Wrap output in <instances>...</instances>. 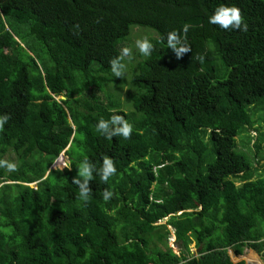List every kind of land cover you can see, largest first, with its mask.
<instances>
[{
  "label": "trees",
  "instance_id": "1",
  "mask_svg": "<svg viewBox=\"0 0 264 264\" xmlns=\"http://www.w3.org/2000/svg\"><path fill=\"white\" fill-rule=\"evenodd\" d=\"M221 5L246 32L210 23ZM185 24L191 51L177 58L166 35ZM136 28L154 48L115 77L109 61ZM4 114L0 160L15 170L0 168V264L264 258V0H0ZM113 115L130 139L97 131ZM62 151L71 168H51ZM104 156L117 173H94L85 203L72 178Z\"/></svg>",
  "mask_w": 264,
  "mask_h": 264
},
{
  "label": "clouds",
  "instance_id": "2",
  "mask_svg": "<svg viewBox=\"0 0 264 264\" xmlns=\"http://www.w3.org/2000/svg\"><path fill=\"white\" fill-rule=\"evenodd\" d=\"M210 23L217 24L221 28L228 29H240L241 31H247L248 25L244 22V18L241 10L235 6H225L221 5L217 7L214 14L209 18ZM190 25H183L182 32L184 36L181 37L180 32L177 30H172L167 33L166 41L168 48L172 49L177 58H180L183 54L191 51L190 45L187 44V31ZM164 38H161L163 42ZM135 47L138 51L144 55L149 56L154 48L153 44L147 37L138 39L135 42ZM132 57V50L128 47H125L121 50L119 56L112 58L109 61L111 71L115 77L121 78L125 72V58ZM195 59L203 63L204 57L197 56ZM63 97V96H61ZM11 119L10 115L4 114L0 115V131L4 130V125ZM97 131L103 134L106 138H112L114 136L120 135L125 139L131 138V133L133 131L132 124L127 121L121 115H113L110 120L100 119L96 125ZM66 160L68 158L66 157ZM53 165V164H52ZM65 167L70 169V164H65ZM0 168H5L7 170H15V164L10 163L7 160H0ZM52 168V166H51ZM96 174L100 177L102 183H107L111 177L116 175L117 169L115 163L111 157L104 156L102 157V164L99 168L96 167L89 159L84 158L77 169V174L72 178L71 183L75 184L79 189V199L88 202L91 194L92 188L90 187V182L94 179ZM113 196V192L109 189H104L102 193V198L107 202ZM174 235V234H173ZM175 237V236H174ZM173 247V246H172Z\"/></svg>",
  "mask_w": 264,
  "mask_h": 264
},
{
  "label": "rangeland",
  "instance_id": "3",
  "mask_svg": "<svg viewBox=\"0 0 264 264\" xmlns=\"http://www.w3.org/2000/svg\"><path fill=\"white\" fill-rule=\"evenodd\" d=\"M145 34H146V32L144 30H139V29L136 28V29H134L133 34L130 36L129 40L125 41L124 43H122L120 45L121 50L123 48H125V47H128V48H130L132 50V57L130 59L129 58H125V60H124V63L126 65L124 75L127 76V77L132 73L131 65L133 64V68H134L135 65L137 64V61L140 60L139 57H135L136 56L135 53L138 51V49L135 47V42L138 39H142L143 37H147L148 36V34H146V35ZM57 98H62V97L60 96V97H57ZM127 111L130 112L131 108H128ZM257 117H259V115H257ZM256 126H261V130L264 131V124L263 123L257 124ZM243 135H245V134H243ZM250 135L254 138L256 136V133L250 132ZM237 142H238V146L240 148H242V143L241 142H245V139L238 137L237 138ZM249 145L252 146V141L250 142ZM59 158H63V159L66 160L65 151H62L60 153V155L58 156L57 159H59ZM261 164L264 165V160L261 161ZM57 166L60 169L62 167H64V165H62V164L61 165H57ZM31 186H35V184L34 183L31 184ZM165 221H166V219H163L160 222H158V224H163ZM170 229H171V235H172L173 230H172L171 227H170ZM167 241H168V245L170 247H172V239L167 240ZM172 248L174 249L175 253H179V250H178V248L176 247V245L174 243H173V247ZM245 249H247V250H245L243 252V254L241 255V257H240L241 260L245 261V264H264V258H262V256L260 254L255 253L251 249H248V248H245ZM196 252H197V249L195 247V244L191 243V245H190V253L195 254ZM228 253H229L230 257H232L233 261H238L239 260V258L236 257V255L234 254L232 249H230Z\"/></svg>",
  "mask_w": 264,
  "mask_h": 264
},
{
  "label": "built area",
  "instance_id": "4",
  "mask_svg": "<svg viewBox=\"0 0 264 264\" xmlns=\"http://www.w3.org/2000/svg\"><path fill=\"white\" fill-rule=\"evenodd\" d=\"M67 162H68V160H65L63 158L56 159V161L52 165V168H58L57 165H61V164L64 165V167H65V164H67ZM64 167H62V168H64ZM170 239H172V246H173V243H174V240H175V237H174L173 233H172V235L169 236V240Z\"/></svg>",
  "mask_w": 264,
  "mask_h": 264
},
{
  "label": "water",
  "instance_id": "5",
  "mask_svg": "<svg viewBox=\"0 0 264 264\" xmlns=\"http://www.w3.org/2000/svg\"><path fill=\"white\" fill-rule=\"evenodd\" d=\"M62 99H64V97H62Z\"/></svg>",
  "mask_w": 264,
  "mask_h": 264
},
{
  "label": "flooded vegetation",
  "instance_id": "6",
  "mask_svg": "<svg viewBox=\"0 0 264 264\" xmlns=\"http://www.w3.org/2000/svg\"><path fill=\"white\" fill-rule=\"evenodd\" d=\"M237 257V256H236ZM245 262V261H244Z\"/></svg>",
  "mask_w": 264,
  "mask_h": 264
}]
</instances>
